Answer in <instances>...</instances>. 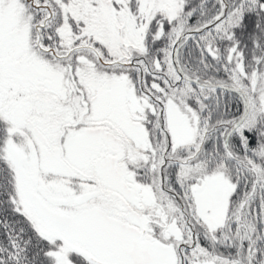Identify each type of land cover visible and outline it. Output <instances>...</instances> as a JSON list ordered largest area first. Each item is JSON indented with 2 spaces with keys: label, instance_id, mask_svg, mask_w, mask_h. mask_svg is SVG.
Segmentation results:
<instances>
[{
  "label": "snow or ice",
  "instance_id": "snow-or-ice-1",
  "mask_svg": "<svg viewBox=\"0 0 264 264\" xmlns=\"http://www.w3.org/2000/svg\"><path fill=\"white\" fill-rule=\"evenodd\" d=\"M0 264H264V0H0Z\"/></svg>",
  "mask_w": 264,
  "mask_h": 264
}]
</instances>
